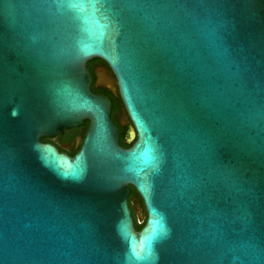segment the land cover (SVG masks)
Returning a JSON list of instances; mask_svg holds the SVG:
<instances>
[{
  "label": "water",
  "instance_id": "water-1",
  "mask_svg": "<svg viewBox=\"0 0 264 264\" xmlns=\"http://www.w3.org/2000/svg\"><path fill=\"white\" fill-rule=\"evenodd\" d=\"M0 264H264V0H0Z\"/></svg>",
  "mask_w": 264,
  "mask_h": 264
},
{
  "label": "flooded vegetation",
  "instance_id": "flooded-vegetation-1",
  "mask_svg": "<svg viewBox=\"0 0 264 264\" xmlns=\"http://www.w3.org/2000/svg\"><path fill=\"white\" fill-rule=\"evenodd\" d=\"M87 66L92 76V82H91L92 91L94 93L105 94L111 99L112 101L111 119L117 126L119 135L121 132H124L125 136L127 137V133L131 127V123L124 111L123 105L118 96V90H117L116 81H115V77L113 73L111 72L109 67L102 61L92 60L87 63ZM118 99L120 103H118ZM83 126L72 128V129H79V130L73 136L71 140H64V141L61 140V137L63 139L65 136V132L67 131L65 130L63 134L59 135V137L56 135L55 137L51 138L52 141L50 142V144L56 147L60 152H64L67 155L72 156L68 154L67 152L62 151L60 149H64L67 151L75 149L77 151L79 149L81 140L86 131L85 130L82 133V129L80 128ZM129 197H128V204H129V208L131 210L132 215H133V211H132V208H133L137 216H143L145 218L146 215H145L142 202L140 203L139 201L137 202L132 201V203L130 204ZM133 218H134V215H133Z\"/></svg>",
  "mask_w": 264,
  "mask_h": 264
},
{
  "label": "trees",
  "instance_id": "trees-1",
  "mask_svg": "<svg viewBox=\"0 0 264 264\" xmlns=\"http://www.w3.org/2000/svg\"><path fill=\"white\" fill-rule=\"evenodd\" d=\"M95 61H99V60H95ZM118 103H120L119 99H118ZM87 126H88V123L86 122V124L83 127L80 128V129H82V133L87 129ZM78 130L79 129L67 130L65 132L64 138L62 139V137H61V140L62 141L71 140L73 138V136L78 132ZM57 136L59 137V135H57ZM119 140H120V144H121L122 147L128 148L130 146L129 144L126 143V136H125L124 132L120 133ZM41 141L43 143H50L52 141V139L51 138H47V137H42ZM60 150L65 151V152H67L70 155H73V154L76 153L75 149H72L70 151H67V150H64V149H60ZM132 201H136V202L139 201L141 203V200H140L138 194L136 193V191L133 188H132L131 195L129 197V203L131 204ZM132 211H133V215H134V227H135V229L137 231H139L143 227V225L145 223V218L142 220L141 223H139L138 222V216L136 215V213H135L133 208H132Z\"/></svg>",
  "mask_w": 264,
  "mask_h": 264
},
{
  "label": "rangeland",
  "instance_id": "rangeland-1",
  "mask_svg": "<svg viewBox=\"0 0 264 264\" xmlns=\"http://www.w3.org/2000/svg\"><path fill=\"white\" fill-rule=\"evenodd\" d=\"M143 219H144L143 216H138V222H139V223H141Z\"/></svg>",
  "mask_w": 264,
  "mask_h": 264
},
{
  "label": "snow or ice",
  "instance_id": "snow-or-ice-1",
  "mask_svg": "<svg viewBox=\"0 0 264 264\" xmlns=\"http://www.w3.org/2000/svg\"><path fill=\"white\" fill-rule=\"evenodd\" d=\"M53 39H54V37H53Z\"/></svg>",
  "mask_w": 264,
  "mask_h": 264
}]
</instances>
